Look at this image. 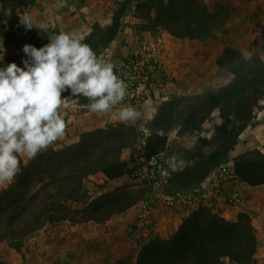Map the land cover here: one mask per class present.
<instances>
[{
    "label": "crops",
    "instance_id": "crops-1",
    "mask_svg": "<svg viewBox=\"0 0 264 264\" xmlns=\"http://www.w3.org/2000/svg\"><path fill=\"white\" fill-rule=\"evenodd\" d=\"M201 7L208 18L216 16L221 24L216 29L203 28L192 40L180 41L170 36L173 40L168 48V69L173 77L163 90L152 93L144 107V117L154 120L157 115L167 114L169 118L180 120L177 128L160 132L166 137L162 159L170 172L194 166L199 161L211 165L213 170L200 182L202 184L215 167L223 164L233 168L237 156L254 149L264 155V98L260 99L253 90L258 80L247 72L244 73L248 74L247 78H241L242 73L235 76L216 64L226 46L242 53L257 48L258 40L264 37L260 25L264 23V0H202ZM133 37L127 30L119 33L109 43L108 53L129 54L138 46V40L132 41ZM237 39L243 41L237 43ZM246 40L249 51H245ZM248 71L254 73L249 66ZM64 98L63 106L67 107L70 103ZM63 114L66 120L67 112ZM190 114L196 120L201 118L198 127L185 125L183 119ZM104 119L93 113L85 122L82 115H78L76 124L71 127L70 123L66 124L62 140L70 134L68 129L92 130L101 126ZM215 152H222L224 157L220 153L222 158H215ZM245 192L247 209L252 210L251 222L256 230L257 253L253 259L257 261L253 264H264V185H245ZM134 218L131 208L101 223L59 221L48 224L25 244L29 252L26 264H126L132 260L135 264L137 254L133 256L126 236L127 226Z\"/></svg>",
    "mask_w": 264,
    "mask_h": 264
},
{
    "label": "rangeland",
    "instance_id": "rangeland-1",
    "mask_svg": "<svg viewBox=\"0 0 264 264\" xmlns=\"http://www.w3.org/2000/svg\"><path fill=\"white\" fill-rule=\"evenodd\" d=\"M21 2L20 0H0V67L12 62L24 67L22 61L28 58L23 52L25 44L40 48L47 44L51 37L61 31L76 32L82 37L83 43L91 46L98 57L103 59L123 57L114 56L112 52L108 53L107 49L109 48V43L119 33L127 30L132 32L134 36L132 41L134 39L138 40V45L143 41H155L158 44L161 57L164 60L165 71L169 76V82L173 77V74H170L168 69L170 65L168 48L173 40H171L170 36L177 37L180 41L192 40V37L202 33L203 28L216 29L221 24L216 16L214 18L207 17L204 13L205 9L201 7L202 0H32L28 4H22ZM25 14L33 22V28L31 29H26L24 25L20 24V17ZM260 25L264 29V23ZM226 41L227 44L230 43L229 40ZM235 41L239 43V41L243 40L237 39ZM248 43L249 41L246 40L245 51L250 50ZM243 55L247 65L241 74V78H247L248 74H251L252 78H256L259 83L256 84V87H253V90L256 91L260 99H263L264 37L258 40L256 49H251L249 52L243 53ZM248 66L254 69V73H249ZM255 68L257 71H255ZM245 72L248 74H244ZM244 94L245 92L243 91L242 95ZM64 97H67L66 103H70V105H68L69 107H64L62 104L61 109L63 110L60 109V111L61 113L67 112L66 124L69 125L70 123V127L77 123L78 115H82L85 122L93 115V112H90L87 107L88 99L86 97L73 96L70 89L62 93V98ZM242 100L244 99L242 98ZM96 114L105 118L101 126L87 131H75L74 128L68 129L67 132L69 133L70 130V134H67L64 140L58 139L46 152L69 148L70 157L73 156L79 160L90 156L91 161L100 159L106 164H112L115 161L126 162L129 173L113 181L108 180L101 172L86 175L83 178L78 194L67 201V205L74 210H81L92 200L111 192H131L139 195V202L149 189L146 182L131 177L132 164L135 161V156L139 153L138 144L142 137L136 130L137 123L135 121L121 122L117 111ZM179 121L167 117V114H162L154 117V120L152 117H146V119H143L142 123L144 124L142 126L147 129L149 140L153 134H160V132H168L172 128H177ZM183 121L188 127H198V124L201 123V118L196 120L190 114ZM257 152L260 151L254 149L242 155H247L255 160ZM220 153L222 152H215V158H222L223 153L222 155ZM20 159V166H29L33 160L26 155H21ZM43 162L51 167L58 166L64 174L69 172L70 163L65 156H63L62 160L51 158ZM178 169V171L171 170L172 172H170V167L165 165L164 178H167L166 188L169 190L189 191L196 188L208 173L213 170V167L199 161L194 166ZM14 184L15 179L11 184L0 185V194ZM64 186V184L59 185L58 189L65 188ZM58 189H51L49 194H53V191L57 192ZM57 194L63 193L58 192ZM39 203H42V201ZM39 203L32 205V212L36 213L42 208L43 205ZM205 211L210 213L207 210L199 212ZM248 211L249 209L245 212L235 213L234 219L229 221H235L240 214H247L251 222L250 214L252 215V210ZM133 212L135 213L134 209ZM210 214L213 215L212 213ZM189 217L181 215L161 216L157 220L158 227L149 239L170 238ZM75 218L74 214L70 213L68 219L60 221L81 223L76 222ZM52 223L47 222L44 226ZM252 228L255 234L256 230L253 225ZM127 229V242L132 254L133 256L138 255L140 249L129 242ZM39 230L27 235L10 236L1 240L0 264H15L16 262L17 264L19 262V264H26L29 252L25 244L33 237H37ZM255 253H257V248ZM21 259L22 262L20 261ZM252 260H254L253 257ZM252 260L250 264L257 261V259L254 260L255 262ZM126 264L134 263L132 260V262H127ZM220 264L235 263L224 258Z\"/></svg>",
    "mask_w": 264,
    "mask_h": 264
},
{
    "label": "trees",
    "instance_id": "trees-1",
    "mask_svg": "<svg viewBox=\"0 0 264 264\" xmlns=\"http://www.w3.org/2000/svg\"><path fill=\"white\" fill-rule=\"evenodd\" d=\"M20 1L28 4L32 0ZM216 64L238 76L245 70L247 61L240 50L226 46ZM165 145L166 137L153 134L147 142L146 156L163 152ZM63 156L70 163L66 174L58 166L51 167L43 162L51 158L62 160ZM20 167L15 184L0 194V241L10 236L27 235L47 222L66 220L70 213L74 214L76 222L101 223L127 211L139 200V195L121 191L105 193L81 210L67 205L68 199L78 194L86 175L101 172L108 180H117L129 173L126 162L106 164L100 159L91 161L90 156L79 160L70 157L69 148H64L41 152L29 166ZM234 170L246 185H264V155L260 152L255 160L247 155L236 157ZM63 184L65 188L58 189ZM54 188L58 189L57 192L52 190L53 194H49ZM36 203L43 206L34 213L31 210ZM256 248L257 239L247 214L228 221L206 211L196 212L170 238H155L144 244L138 252L136 264H220L224 258L235 264H250Z\"/></svg>",
    "mask_w": 264,
    "mask_h": 264
},
{
    "label": "clouds",
    "instance_id": "clouds-1",
    "mask_svg": "<svg viewBox=\"0 0 264 264\" xmlns=\"http://www.w3.org/2000/svg\"><path fill=\"white\" fill-rule=\"evenodd\" d=\"M20 24L33 28L28 15ZM24 67L12 62L0 67V185L11 184L21 171V155L29 159L46 151L66 131L60 109L62 93L84 96L93 113L116 109L121 122L135 121L141 113L125 100L127 85L114 64L98 57L76 32L61 31L37 48L25 44Z\"/></svg>",
    "mask_w": 264,
    "mask_h": 264
},
{
    "label": "built area",
    "instance_id": "built-area-1",
    "mask_svg": "<svg viewBox=\"0 0 264 264\" xmlns=\"http://www.w3.org/2000/svg\"><path fill=\"white\" fill-rule=\"evenodd\" d=\"M114 64V72L127 85L125 100L117 108L132 105L141 113L135 122L136 130L142 137L138 144L139 153L132 164L131 177L148 185L145 196L132 208L135 219L128 226L129 242L141 248L153 236L158 227L157 220L164 215L189 217L201 210H207L225 220H233V213L247 210L245 185L236 175L234 167L219 165L206 180L189 191L166 188L165 162L161 153L147 157V129L144 123V107L154 91L163 90L169 76L165 71L158 44L143 41L129 54L116 59H104ZM88 104L90 101H87ZM110 111H117L112 109Z\"/></svg>",
    "mask_w": 264,
    "mask_h": 264
}]
</instances>
